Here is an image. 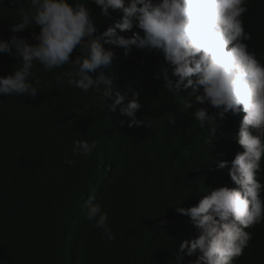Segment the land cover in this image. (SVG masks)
I'll return each mask as SVG.
<instances>
[{
  "label": "trees",
  "instance_id": "obj_1",
  "mask_svg": "<svg viewBox=\"0 0 264 264\" xmlns=\"http://www.w3.org/2000/svg\"><path fill=\"white\" fill-rule=\"evenodd\" d=\"M80 2L90 5V0ZM90 6L98 27L106 30L111 21ZM247 7L245 30L252 40L246 43L261 58L264 0H249ZM17 20L10 0L0 3V38L12 35L8 28ZM115 51L108 74L118 77L121 91L130 86L140 92L137 118L149 120L151 127L129 128L119 107L106 111L99 93L57 83L39 64L36 77L49 83L35 100L0 96V264H175L179 244L195 230L176 208L197 204L221 174L215 170L208 179L200 171L199 126L181 110L183 95L167 91L162 76L155 79L166 66L163 56L134 49L125 57L122 48ZM15 63L0 54V75ZM76 139L95 140L97 147L87 158L75 156ZM87 195L109 213L113 241L86 218ZM251 233L237 264H264V222Z\"/></svg>",
  "mask_w": 264,
  "mask_h": 264
},
{
  "label": "clouds",
  "instance_id": "obj_2",
  "mask_svg": "<svg viewBox=\"0 0 264 264\" xmlns=\"http://www.w3.org/2000/svg\"><path fill=\"white\" fill-rule=\"evenodd\" d=\"M24 3L30 7L25 9ZM248 4L90 0L100 8V17L111 21L101 31L93 8L80 0H10L18 20L8 28L12 35L0 38V54L20 66L0 75V96L35 100L49 83L36 77L39 64L57 83L99 93L98 102L106 111L119 107L129 128L151 127L149 120L137 118L143 107L140 92L130 86L121 91L118 77L108 71L118 48L125 57L134 49L163 56L166 66L155 79L162 76L167 91L183 95L181 110L199 126L195 143L200 171L208 179L215 170L221 174L197 204L176 208L195 230L179 244L175 264H237L253 238L252 227L264 222V56L258 58L246 43L252 40L244 22ZM29 29V36L18 35ZM65 65L68 69L57 74ZM96 147L95 140L76 139L72 152L87 158ZM85 199L86 218L113 241L109 213L95 196Z\"/></svg>",
  "mask_w": 264,
  "mask_h": 264
}]
</instances>
